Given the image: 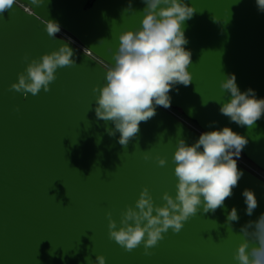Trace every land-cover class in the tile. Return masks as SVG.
Here are the masks:
<instances>
[{"label":"water","instance_id":"obj_1","mask_svg":"<svg viewBox=\"0 0 264 264\" xmlns=\"http://www.w3.org/2000/svg\"><path fill=\"white\" fill-rule=\"evenodd\" d=\"M0 18V264H87L103 255L106 264H236L240 229L264 213V181L238 163L243 176L225 207L201 211L180 233L169 230L158 246L125 252L109 239L106 212L119 226L126 206H135L143 187L156 204L164 192L176 194L173 153L177 140L189 145L200 134L156 106V115L140 123L127 147L110 121L95 115L94 86L106 81V67L69 41L50 37L46 20L57 22L95 55L114 63L119 34L141 26L143 0H18ZM196 8L183 24L191 52L188 86L169 92L171 107L203 131L227 126L245 136L241 154L264 171V115L252 127L220 113L231 98L220 82L234 74L241 92L254 90L264 99V11L256 0H185ZM130 5V7H129ZM63 44L74 50L75 67L59 68L57 79L37 96L10 90L27 66L24 56L39 58ZM111 49V52L109 51ZM220 103H218V102ZM148 151L150 159H144ZM156 157L165 158L164 167ZM255 193L251 216L242 195ZM67 193V194H66ZM239 220L226 224L227 212Z\"/></svg>","mask_w":264,"mask_h":264},{"label":"clouds","instance_id":"obj_2","mask_svg":"<svg viewBox=\"0 0 264 264\" xmlns=\"http://www.w3.org/2000/svg\"><path fill=\"white\" fill-rule=\"evenodd\" d=\"M42 2L31 0V5L39 6ZM143 3L146 7L142 10L141 26L119 34L118 48L112 52L114 63L110 62L105 69L106 82L92 89L97 119L114 125L106 131L110 136L119 132L118 142L125 148L138 136L140 123L156 115V106L171 107L169 92L173 87L188 86L193 80L189 71L191 52L184 47L188 40L183 24L192 18L196 8L185 0H143ZM256 3L264 11V0ZM14 4L15 0H0V18ZM46 21L47 34L56 38L60 25ZM74 55L69 44L63 43L58 50L32 58L30 62L25 55L27 66L18 74V82L10 85V90L23 93L25 98L29 93L37 96L41 90L49 92L59 68L77 66ZM220 87L231 98L221 104L219 111L232 122L252 127L264 115V99H257L252 89L241 92L234 74L221 80ZM247 143L245 136L227 126L202 132L191 145L179 138L172 156L175 196L164 192L163 204L158 205L148 187H143L135 206H126L121 212L119 226L112 213L106 212L109 239L129 253L143 245V254L150 256V249L157 247L169 230L180 233L201 208L204 213H215L225 207V200L233 195L243 176L238 159ZM150 158L149 152H144V159ZM156 162L160 167L167 163L162 157H156ZM242 195L246 214L251 216L258 206L255 193L245 189ZM238 220L237 209L233 207L227 212L225 223L232 228V222ZM238 235L241 242L233 254L236 264H264V213L242 226ZM85 260L87 264H106L103 255H96L95 261L90 257Z\"/></svg>","mask_w":264,"mask_h":264},{"label":"built area","instance_id":"obj_3","mask_svg":"<svg viewBox=\"0 0 264 264\" xmlns=\"http://www.w3.org/2000/svg\"><path fill=\"white\" fill-rule=\"evenodd\" d=\"M15 2L22 7L26 12H31V9L28 5L15 0ZM61 31L57 34L58 37L63 38L67 41H69L70 43H72L73 45H75L76 47H78L79 49H81L84 53H86L87 55L91 56L92 58H94L95 60H97L98 62H100L101 64H103L105 67H107L109 64L107 62H105L104 60H102L101 58H99L97 55H95L90 49H88L87 47H85L80 41H78L73 35H71L69 32H67L66 30H64L61 26ZM165 109V108H164ZM167 111H169L171 114H173L175 117H177L179 120H181L183 123H185L188 127H190L191 129H193L194 131L198 132L199 134H201L203 131L201 128L195 127L190 123V119L186 118L182 112L179 110V114H178V109L170 107L169 109H166ZM193 122V121H192ZM238 163L240 165H242L243 167H245L246 169H248L249 171H251L252 173H254L256 176H258L259 178H261L264 181V171L261 170L260 168L256 167L254 164H252L251 162H249L247 159H245L244 157L238 159Z\"/></svg>","mask_w":264,"mask_h":264},{"label":"rangeland","instance_id":"obj_4","mask_svg":"<svg viewBox=\"0 0 264 264\" xmlns=\"http://www.w3.org/2000/svg\"><path fill=\"white\" fill-rule=\"evenodd\" d=\"M178 112V114H179V110L177 111ZM190 123L193 125V126H195V127H198V128H200L196 123H194V122H192V121H190ZM244 156L241 154V158H243ZM245 158V157H244ZM246 159V158H245Z\"/></svg>","mask_w":264,"mask_h":264}]
</instances>
